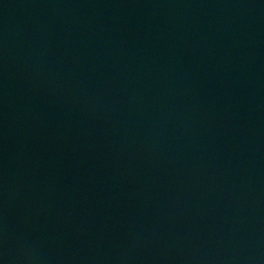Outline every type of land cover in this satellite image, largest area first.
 Here are the masks:
<instances>
[{
  "label": "water",
  "instance_id": "water-1",
  "mask_svg": "<svg viewBox=\"0 0 264 264\" xmlns=\"http://www.w3.org/2000/svg\"><path fill=\"white\" fill-rule=\"evenodd\" d=\"M0 264H264V0H0Z\"/></svg>",
  "mask_w": 264,
  "mask_h": 264
}]
</instances>
